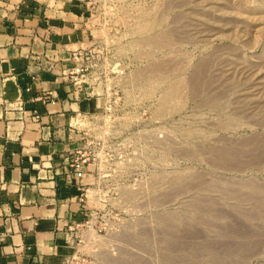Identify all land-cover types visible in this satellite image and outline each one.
Listing matches in <instances>:
<instances>
[{
  "label": "rangeland",
  "instance_id": "obj_1",
  "mask_svg": "<svg viewBox=\"0 0 264 264\" xmlns=\"http://www.w3.org/2000/svg\"><path fill=\"white\" fill-rule=\"evenodd\" d=\"M79 1L103 143L78 254L264 264V0Z\"/></svg>",
  "mask_w": 264,
  "mask_h": 264
},
{
  "label": "crops",
  "instance_id": "obj_2",
  "mask_svg": "<svg viewBox=\"0 0 264 264\" xmlns=\"http://www.w3.org/2000/svg\"><path fill=\"white\" fill-rule=\"evenodd\" d=\"M79 0H0V264H61L88 212L90 169L66 176L102 99L62 72L89 46ZM81 198V200H80Z\"/></svg>",
  "mask_w": 264,
  "mask_h": 264
},
{
  "label": "built area",
  "instance_id": "obj_3",
  "mask_svg": "<svg viewBox=\"0 0 264 264\" xmlns=\"http://www.w3.org/2000/svg\"><path fill=\"white\" fill-rule=\"evenodd\" d=\"M72 57L75 59L76 65L70 70L63 71L62 72L63 77L67 78L68 82L75 89H80L83 85L85 86L90 84L92 85L93 78H92L91 70L93 69V65L91 64V57L89 60V56L84 50H79L77 52H74L72 54ZM95 95L98 96L97 93ZM104 111H107V109H105ZM103 113L105 114V112ZM94 133H95V129L91 131H83L81 133V137H80L81 144L73 151L70 162L67 165L66 176L71 175L72 172L80 173L87 169H90V173H93L92 172L93 168H91V166H94L96 162L101 161L98 155L95 154V149L100 143H103V141L97 139ZM86 193L90 195L91 189L88 188ZM79 227H81L79 222L68 226L67 236L68 239L71 241V243L74 244V249L73 252L62 261L61 264L87 263L86 260L81 258V256L78 254L77 247L79 243L77 242V238L80 232Z\"/></svg>",
  "mask_w": 264,
  "mask_h": 264
},
{
  "label": "bare ground",
  "instance_id": "obj_4",
  "mask_svg": "<svg viewBox=\"0 0 264 264\" xmlns=\"http://www.w3.org/2000/svg\"><path fill=\"white\" fill-rule=\"evenodd\" d=\"M207 206H208V205H207ZM202 207L204 208V206H202ZM200 208H201V207H200ZM205 208H206V206H205ZM205 208H204V209H205ZM207 209H208V208H207ZM209 210H210V209H209ZM209 210H208V211H209ZM204 211H205V210H204ZM208 214H209V213H208ZM210 221H211V220H210ZM210 221H209V222H210ZM207 222H208V220H207Z\"/></svg>",
  "mask_w": 264,
  "mask_h": 264
}]
</instances>
